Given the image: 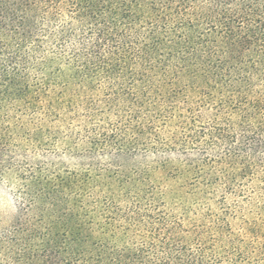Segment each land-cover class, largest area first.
<instances>
[{
	"label": "trees",
	"instance_id": "16d2710c",
	"mask_svg": "<svg viewBox=\"0 0 264 264\" xmlns=\"http://www.w3.org/2000/svg\"><path fill=\"white\" fill-rule=\"evenodd\" d=\"M0 264H264V0H0Z\"/></svg>",
	"mask_w": 264,
	"mask_h": 264
},
{
	"label": "rangeland",
	"instance_id": "374dc122",
	"mask_svg": "<svg viewBox=\"0 0 264 264\" xmlns=\"http://www.w3.org/2000/svg\"><path fill=\"white\" fill-rule=\"evenodd\" d=\"M5 194L10 196L13 199L12 195L9 193L6 187L0 183V196H3ZM14 213H15V205L13 208L8 209L7 211L0 212V220L5 223L11 218V216Z\"/></svg>",
	"mask_w": 264,
	"mask_h": 264
},
{
	"label": "clouds",
	"instance_id": "9594fccd",
	"mask_svg": "<svg viewBox=\"0 0 264 264\" xmlns=\"http://www.w3.org/2000/svg\"><path fill=\"white\" fill-rule=\"evenodd\" d=\"M14 207V200L8 196V195H3L0 196V212L7 211L10 208Z\"/></svg>",
	"mask_w": 264,
	"mask_h": 264
}]
</instances>
